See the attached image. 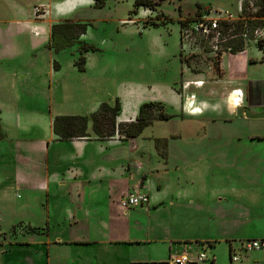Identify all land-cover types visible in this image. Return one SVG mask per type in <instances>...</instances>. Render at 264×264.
<instances>
[{"label": "crops", "instance_id": "crops-1", "mask_svg": "<svg viewBox=\"0 0 264 264\" xmlns=\"http://www.w3.org/2000/svg\"><path fill=\"white\" fill-rule=\"evenodd\" d=\"M25 2L0 0V202L13 217L7 222L9 232L22 226L17 234L0 229V264H171L172 258L190 254L188 244L212 249L215 238L229 234L219 227V219L230 220L235 213L249 219L252 212L257 220L264 218V160L247 162L251 154L264 152L263 50L251 41L241 42L242 51L216 58L213 72L205 69L211 75L199 69L191 72L186 65L178 93L161 88L168 98L156 103L177 110L184 118L214 124L212 148L228 132L218 122H241L244 130L235 131L233 138L242 141L241 166L262 175L240 184L231 170L220 174L217 170L226 168L212 163L204 167L208 179L201 174L186 181L190 189L194 186L190 196L179 177L174 183L169 179L167 170L175 165L168 162L167 155L163 162L153 160L154 154L138 146L139 137L127 141L118 134L120 124L135 121L143 101L119 100L120 113L111 139H97L89 119L88 137L59 140L53 132L56 117L90 118L104 102L101 87L93 86V75H82L85 63L79 71L74 63L69 66L58 60L66 49L54 52L48 48L52 19L90 7V0H42L38 5H47L50 14L37 19L36 6L29 8ZM239 10L237 6L236 15ZM84 55L94 72L101 69V56ZM116 76L114 72L107 78ZM183 85L188 87L184 90ZM241 109L261 117L244 118L237 115ZM234 183L242 187L235 189ZM237 190L247 202L230 205L229 198ZM136 193L147 195L148 204L131 209L119 205L123 197ZM194 202L193 209L200 213V236L166 239L170 221L166 214L175 208L189 209ZM166 203L170 204L168 210ZM225 239L229 244L241 240L238 234ZM253 253L264 254H243L238 264H245Z\"/></svg>", "mask_w": 264, "mask_h": 264}, {"label": "rangeland", "instance_id": "rangeland-1", "mask_svg": "<svg viewBox=\"0 0 264 264\" xmlns=\"http://www.w3.org/2000/svg\"><path fill=\"white\" fill-rule=\"evenodd\" d=\"M22 1H26L25 3L29 8L34 6L41 8L43 18L50 14L47 5H38L42 0ZM147 1L99 0L96 3V0H90V7L70 14L66 18L52 19L51 21L53 25L66 22L88 25L85 34L80 37L79 41L96 48L98 51L92 54L96 58L102 57L104 62L101 64V69H97L96 72L93 71L91 65L87 66L85 62V72L82 75L85 77L93 75V86L101 87L103 93L100 94V97L104 99L103 103L110 106L114 105L116 97L120 102H129L132 99L144 103L160 102V98L166 100L168 98L167 93L161 88H171L178 93L180 85L185 81L182 73L186 65L191 72H196L198 69L206 72L205 69L207 68H211L212 72L216 70V58L213 55L201 52L199 55L187 57L188 46L185 45L183 48L180 46L179 23L196 18L204 9L209 8L212 11L224 12L234 19H244L245 22L251 23V28L253 25L264 26V17H257L260 14L261 16L264 15V9H261L260 6L262 0H150L152 2L151 8L137 5L139 2L146 3ZM237 6H239L240 11L236 15ZM83 57L86 59V55ZM78 59L77 44L61 52L58 57V60L64 62L65 65L70 66L74 63L77 69ZM56 68L57 65L55 64ZM114 72H117L115 78L111 80L109 77L107 78L108 75L113 76ZM206 74L211 75L207 72ZM193 88L191 87L192 90H194ZM183 89H186L184 85ZM163 111L173 117L167 121H155L144 127L139 136L138 146L144 150L148 149L150 154H154L153 160L158 158L163 162L157 154L155 140H166L167 160L172 166L175 165V169L167 170L169 179L174 183V178L179 177L182 184L185 183V187L191 191V194L188 195L193 194L194 186L190 189L186 181L194 180L201 174L202 178L208 179V173L205 172L204 167L209 164L212 165V163L220 164L226 168L217 170L220 174L231 170L235 181L240 184L244 181H252L254 178L259 180L262 177L252 170H244L241 166L244 160L242 141L237 143L233 139L236 135L235 131L244 130L241 122L238 121L234 125H227L229 123L225 121L218 122L222 124L219 127L228 132L224 141L219 145H213L216 147L212 148L210 144V141L213 140L211 131L214 129V124L212 122L184 118L180 112L167 106L163 108ZM120 130H124V128L119 126ZM131 140L134 139H127V141ZM259 159L264 160V152L251 154L247 162L254 164ZM237 166L240 168L237 169ZM200 171L201 173L197 174ZM234 187L237 189L241 188L242 185L234 183ZM171 191L173 192V190ZM234 196L229 198V204L232 203L230 205H233V202L236 204L247 202L240 190L235 191ZM187 201L188 203L189 201L192 202L190 198ZM196 205L197 203L194 202V204L189 205V209L175 208L173 213L166 214L167 219L170 218L166 225L168 237L164 234L166 239L172 240L177 237L192 239L200 236L198 235L199 229H201L198 224L200 213L193 209ZM208 207L213 209L211 205ZM168 209H170V204L166 203L165 210ZM0 211V229L7 233L9 232L8 227H10L7 222L10 217L11 219L13 217L8 212L9 210L7 211L5 203L0 202ZM8 214L9 216H7ZM235 214L227 221L219 219V227L227 229L226 233L229 234H222L215 238L217 241L212 249L206 246L199 247L194 243L187 245V247L192 248L189 251L190 255L205 252L207 256L204 263L195 264H211L212 261H214L213 264H229L230 244L234 250H237L239 241L264 236V218L261 221L257 220L253 212L249 219L238 218V215ZM5 220L6 222L3 223ZM11 221L13 223V220ZM12 223L11 225H13ZM20 229L22 226L16 225L9 234H17ZM242 229L244 231L239 233ZM231 234H238L241 240H235L229 244L225 237ZM185 252L188 251L185 250ZM246 259L245 264H264V254L253 253L248 255Z\"/></svg>", "mask_w": 264, "mask_h": 264}, {"label": "trees", "instance_id": "trees-1", "mask_svg": "<svg viewBox=\"0 0 264 264\" xmlns=\"http://www.w3.org/2000/svg\"><path fill=\"white\" fill-rule=\"evenodd\" d=\"M99 0H96L98 3ZM261 9H264V0L261 1ZM152 2L148 0L146 3H137V5H142L143 7H152ZM258 18L264 17L257 16ZM249 29L257 28L258 26H252L251 23L246 22ZM156 26L155 24H152ZM182 25V22L179 23ZM243 24L239 23L235 25L234 32H238ZM87 24L79 23H62L52 26L51 38L48 44V48L52 49L54 52H60L67 49L73 45H78V70L83 71L85 58L83 57L86 53H94L98 50L92 45L85 42L79 41L80 37L85 34ZM262 27V26H261ZM258 49L264 51V41L256 43ZM231 52L237 53L243 50V43L236 41L232 46ZM55 69V63H54ZM163 105L156 102L144 103L139 107L138 115L134 122L127 124H120L119 126L124 128V130L119 131L118 134L127 139H136L142 133L144 127L151 125L155 121H167L173 116H169L164 113ZM120 113V103L119 100L114 102L113 106L107 103H102L96 113L87 117L72 116V117H56L53 121V132L59 138L60 141H71L75 139H82L88 137L86 133L87 122L90 119L92 122V130L94 135L99 140L111 139L115 134V118ZM124 134V135H122ZM2 135L0 134V139ZM155 148L158 156L165 161L166 160V140H155Z\"/></svg>", "mask_w": 264, "mask_h": 264}, {"label": "built area", "instance_id": "built-area-1", "mask_svg": "<svg viewBox=\"0 0 264 264\" xmlns=\"http://www.w3.org/2000/svg\"><path fill=\"white\" fill-rule=\"evenodd\" d=\"M34 18L42 16L41 8H34ZM240 11V10H239ZM243 24L238 32H234L235 25ZM180 46L187 45L189 52L187 57L199 55L201 52L209 53L214 58L231 51V45L236 42L264 41V26L249 29L244 20L232 18L224 12L220 13L207 8L196 18L182 21L179 26ZM188 86L185 85L184 88ZM193 97H191L192 99ZM148 204V197L144 194H130L123 197L119 205L123 209H131ZM229 264H238L241 253L262 252L264 253V237L260 239L239 241V247L234 250L230 244ZM207 260L205 252H200L193 258L190 254L184 253L171 259V264H193L202 263Z\"/></svg>", "mask_w": 264, "mask_h": 264}, {"label": "water", "instance_id": "water-1", "mask_svg": "<svg viewBox=\"0 0 264 264\" xmlns=\"http://www.w3.org/2000/svg\"><path fill=\"white\" fill-rule=\"evenodd\" d=\"M248 111H249L248 109H241L239 112H237V115H242L244 118H247L250 120L257 119V118L261 117L260 115H257V116H253L251 114L248 115V114H246V112L249 113Z\"/></svg>", "mask_w": 264, "mask_h": 264}, {"label": "bare ground", "instance_id": "bare-ground-1", "mask_svg": "<svg viewBox=\"0 0 264 264\" xmlns=\"http://www.w3.org/2000/svg\"><path fill=\"white\" fill-rule=\"evenodd\" d=\"M232 101V100H231ZM233 104V103H232ZM192 109V108H191ZM192 111V110H191Z\"/></svg>", "mask_w": 264, "mask_h": 264}]
</instances>
